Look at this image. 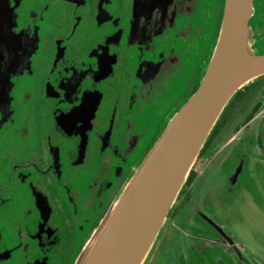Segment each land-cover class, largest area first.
<instances>
[{
  "label": "flooded vegetation",
  "instance_id": "1",
  "mask_svg": "<svg viewBox=\"0 0 264 264\" xmlns=\"http://www.w3.org/2000/svg\"><path fill=\"white\" fill-rule=\"evenodd\" d=\"M225 1L0 0V264L71 263L196 90ZM247 27L264 54V0ZM142 264H264V73L224 107Z\"/></svg>",
  "mask_w": 264,
  "mask_h": 264
},
{
  "label": "water",
  "instance_id": "2",
  "mask_svg": "<svg viewBox=\"0 0 264 264\" xmlns=\"http://www.w3.org/2000/svg\"><path fill=\"white\" fill-rule=\"evenodd\" d=\"M251 0H226L211 58L196 90L166 116L107 212L70 264H142L207 136L245 83L264 73L249 44Z\"/></svg>",
  "mask_w": 264,
  "mask_h": 264
},
{
  "label": "rangeland",
  "instance_id": "3",
  "mask_svg": "<svg viewBox=\"0 0 264 264\" xmlns=\"http://www.w3.org/2000/svg\"><path fill=\"white\" fill-rule=\"evenodd\" d=\"M155 254L157 255L156 258H158L157 261H155V263H158L159 261H161V256H158V252H156Z\"/></svg>",
  "mask_w": 264,
  "mask_h": 264
}]
</instances>
